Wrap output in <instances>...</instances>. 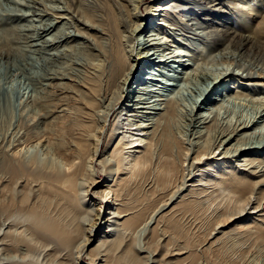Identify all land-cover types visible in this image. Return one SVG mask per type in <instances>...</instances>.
Masks as SVG:
<instances>
[{"label":"bare ground","instance_id":"bare-ground-1","mask_svg":"<svg viewBox=\"0 0 264 264\" xmlns=\"http://www.w3.org/2000/svg\"><path fill=\"white\" fill-rule=\"evenodd\" d=\"M169 35L190 72L160 42ZM0 57L38 92L18 116L0 68V264H187L160 248L168 234L149 243L181 215L195 226L250 213L242 237L264 233V100L240 109L229 94L242 80L264 89V0H4ZM219 78L234 80L222 97ZM26 115L63 162L36 171L10 155L19 129L32 133ZM149 201L159 206L133 226Z\"/></svg>","mask_w":264,"mask_h":264},{"label":"rangeland","instance_id":"rangeland-1","mask_svg":"<svg viewBox=\"0 0 264 264\" xmlns=\"http://www.w3.org/2000/svg\"><path fill=\"white\" fill-rule=\"evenodd\" d=\"M2 1H4V0H0V2H2ZM18 1L25 2L27 0H18ZM50 5H52V4L51 3L47 4V6H50ZM152 25H153V21L150 25L147 24L145 26L146 29H145L144 33L151 30V27L153 28ZM174 36L172 37L169 35V38H167V39L164 38V39L160 40V42H162V44L166 45L167 48L170 47L172 50L175 51V53H177L176 49L178 47H179L178 49L181 48V54H179L178 57H176L174 59L177 61L178 60H182V61L185 60L186 61L185 65L190 66V67H186L184 69V71L186 72L188 70L190 72L192 70V67H195L194 66L195 64L193 63L194 61H192L191 59L188 58V56H186V55H188L187 52L185 53V49L183 47H181L180 41L179 40L177 41L176 36L175 37ZM171 59H172V57L169 58V61ZM5 60L6 59H0V64L2 65V66L0 65V68L2 67L5 71V75H4L5 81L4 80L3 81L6 83V86L14 89L13 90L14 92L12 91V93H15V95L13 94V99L16 100L15 103L17 105V110H18L17 113H18V116L19 115L23 116L22 114L25 113L24 108H23L25 101L27 100V102H29V103L33 102V100H34L33 97L37 96L38 92H36V91L34 92V87H32L33 85H31L30 82L27 80V78H25V76L22 75L23 73H20L21 71H19V70L18 71H12L14 69L11 70V68H9V70L5 69V67H6L5 65L8 64ZM179 63L173 62L172 64H173V66L174 65L177 66V65H179ZM182 63H184V62H182ZM222 65L223 64L220 63L221 69L224 67V65H223V67H222ZM215 66H210V65H209V67L205 66L203 69H206V70L202 69V71H211L212 70L213 72L215 71L214 73H216L217 72L216 70L217 69L220 70V67L216 68ZM217 66H219V64ZM182 69H183V66H181L179 68V71H182ZM214 69H216V70H214ZM239 70H240L239 68H234L235 73H236V71H239ZM199 72L200 71H198L197 73H199ZM238 73L239 72H237L236 74H238ZM191 75H192V73H191ZM221 78H219V79H221ZM242 81L245 84L241 81L237 82L238 85L235 84L236 86H238L239 89L236 88V89H230L229 90L228 87L230 85L233 84V86H234V80H231V79L222 80V83L220 84L221 87L217 88L215 90L217 97L218 96L222 97L221 92L224 93V92L229 90L230 91L229 94H233L231 104L233 103L234 106H237V108H240V109H247L246 105L255 106V104L263 102V100H264V93H263L264 89L262 88V86H258V85L257 86L256 85L250 86V85H247V83L244 80H242ZM166 84L162 85V86L166 87ZM136 86H137V84H136ZM155 88H157V90H153V91H156L154 93H159L158 87L155 86ZM255 88H262L263 91L260 92L258 90H255ZM236 90H238V92H239L237 97L235 96V95H237ZM215 91H214V93H215ZM7 92H9V91H7ZM243 92L248 93L247 94L248 96L246 94L244 96ZM186 94H188V93H186ZM250 94H251V96H250ZM240 95H242V97H240ZM252 96H254V97H252ZM215 97H216V95H215ZM234 97H236V99L238 98V101ZM23 101H24V103H23ZM234 102H235V104H234ZM207 103H208V105H210L211 104L210 100H208ZM205 106L203 105V107H205ZM224 112L225 111H223L222 115L224 114ZM225 113H227V112H225ZM26 116H28V115H26ZM29 116L24 118V121L26 122L25 126H27L29 128V132H32V133H30V134L26 133L27 134L26 135L25 134V129H27L26 127L19 129V132L21 134L19 133V136H18L19 139L16 142L18 144V147L17 146H16L17 148L14 147L10 151V155H12L13 158L15 157V159H17L16 160L17 162L23 161L25 166H27V167L31 166V168H33L34 170H36V169L41 170L43 168V165H44V167H46V165L51 166L52 165L50 162V161H52L51 159H53V161H52L53 163H54L55 158H57L56 160L63 162V160L60 159L61 157L59 158V155L56 156L57 154L55 153V150H54L53 144H52L53 141H52V139L51 140L49 139L51 135H49V134H47L46 136H45V134L41 135V134L45 133L44 132L45 131L44 125L43 124H40L39 126L34 125L36 123L37 118L35 120V119L31 118V117H33V116H31L30 118L33 119L34 120L33 121L29 118ZM53 120H54V122L52 121L53 124L51 123L52 127H50V129L52 128L51 131H55L58 128L56 130V131H58L60 129L59 126L61 124H60V122H56L57 119H53ZM54 123H57L58 125H56ZM30 124H31V127H30ZM32 125H34L36 127H34ZM40 127H42V128H40ZM53 127H56L55 130ZM33 128H35L36 130L33 131ZM35 131H36V134L34 133ZM39 132H41V133H39ZM58 133L60 135H62L61 131H58ZM37 134L41 135V138ZM33 135L35 137L32 138ZM26 136H27V138H26ZM45 137H47V138L45 139ZM23 139H25V140H23ZM30 139L31 140L33 139V140L29 141ZM34 140H36V141H34ZM182 140H184V138H182ZM22 141H26V143L21 144ZM30 142L32 143V145ZM20 146L21 147L23 146V147L21 148ZM223 147L224 146H221V149L217 150L214 155H218L223 150ZM194 148H196V147H194ZM18 149H19V151H17ZM20 150H22V151H20ZM134 152H135V149H133V148H125L124 150L121 151L122 156H125V155L131 156L134 154ZM262 152L263 151H261V153ZM190 155H191V151H190ZM18 156L20 159H18ZM211 156H213V155H211ZM35 161L37 162L36 164H35ZM43 161H45L44 164H43ZM115 161H116V159L114 160V162ZM32 162L35 164V167L33 166ZM40 163H41V165H40ZM36 165H37V167H36ZM126 172H128V171H126ZM100 181L103 182L102 183L103 186H105V184H108L106 176H102ZM115 183H116V181L111 183L112 185H115L112 188L113 190L117 188ZM190 184H191V182H190ZM113 190L111 192H113ZM110 194L112 195L113 193H110ZM111 195H106V197L102 200V203H101V206H102L101 212H103L105 214H106V212L109 213L110 210H112V208L116 204L115 198ZM158 206H159L158 201L146 202V204L143 207V210H142L140 216L138 217V219H136L135 221L132 222V223H135L133 226H139L140 223L147 220L149 218V213L152 211H155ZM183 216L184 215H181L179 217L177 228H175V227L171 228V227H168L166 225L163 227H158L157 231L152 235V237L149 241V243L152 245V248L157 247L161 243L160 238L162 237V234L166 233V234H168V238L166 240L162 241L164 246L162 245L160 248L162 249V247H164L166 249L167 254H173L175 251L180 250L181 251L180 253L183 252L184 257L187 258V261H186L187 264H189L191 262V257L193 254H197V260H196L197 263L196 264H264V233H261V234H259V236H255L251 239H246V238L242 237V234L245 231H251L254 229V227H253L249 230H244L241 227L242 223L248 222L249 219L252 218V216H250V213H245L242 218L226 216L225 218H220V219H217L215 221H211L209 219L207 220V218H203V219L194 218L196 221L195 226H193L191 217H190L191 219L190 218L184 219ZM237 228L238 229L240 228L241 230L234 232V230H236ZM213 233H216L215 239H210V236ZM148 234H151V231L149 229L147 230V235ZM213 241H216V242L213 243ZM149 256L151 257V255H149ZM170 257H173L174 258L173 260L175 261L177 256L175 255V256H170ZM201 257H202V259H201ZM84 261L86 264L91 263V258H89L86 255V256H84Z\"/></svg>","mask_w":264,"mask_h":264}]
</instances>
